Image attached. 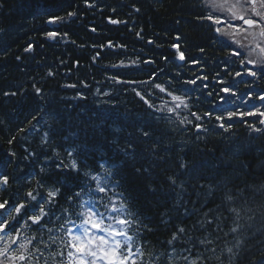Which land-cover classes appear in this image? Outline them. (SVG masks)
<instances>
[{
	"label": "clouds",
	"instance_id": "obj_1",
	"mask_svg": "<svg viewBox=\"0 0 264 264\" xmlns=\"http://www.w3.org/2000/svg\"><path fill=\"white\" fill-rule=\"evenodd\" d=\"M126 4L121 10L116 0L110 6L80 0L54 22L45 15L28 24L82 21L83 6L109 24V16H118L141 47L119 39L78 43L67 31H45L0 51V61L15 54L19 65L17 86L0 88L5 105L0 106V150L11 157L4 172L10 182L0 187V202L11 200L6 212L0 211V224H9L2 238L11 247L19 233L21 243L11 249L17 253L24 242L35 241L26 264H66V245L83 237L92 220H103L129 233L128 247L135 248L138 264H191L193 254L198 264H264V100L259 98L264 61L207 23L208 16L218 14L210 0ZM239 4L254 16L250 0ZM161 21L176 30L162 29ZM89 30L98 31L93 25ZM5 31L0 26V34ZM176 34L183 37L189 58L199 59L201 67L207 64L208 83L184 82L188 65L177 63L170 46ZM41 37L88 48V59L77 67L71 53L55 63L37 58ZM110 48L118 54L104 55ZM157 49L171 53L157 54ZM232 49L243 55L233 56ZM248 59L257 62L255 75L237 76L246 73L242 62ZM219 79L230 94L219 90ZM29 96L34 102L22 110L10 104L9 98ZM229 98L234 107L214 111ZM97 109L117 111L120 118L101 119ZM218 115L224 120L215 119ZM114 206L127 211V228L113 224L115 217L108 219ZM61 251L64 261L57 260Z\"/></svg>",
	"mask_w": 264,
	"mask_h": 264
},
{
	"label": "snow or ice",
	"instance_id": "obj_2",
	"mask_svg": "<svg viewBox=\"0 0 264 264\" xmlns=\"http://www.w3.org/2000/svg\"><path fill=\"white\" fill-rule=\"evenodd\" d=\"M252 6V12L254 16L249 18L246 11L240 6L239 0H210V7L216 9L218 14H213L207 17V23L215 26V31L218 34L225 35L232 39L233 43L246 47L249 50V55L256 57L258 60L264 61V23L261 20L264 19V0H250ZM230 16L232 22L226 18ZM118 17V16H117ZM55 18H53L54 22ZM109 22L113 24H119V18L108 17ZM126 22V21H125ZM54 34V33H53ZM246 40L247 43H243L242 39ZM174 42L170 45L172 47L173 55L176 59L180 60L182 64H187L190 72V76L186 77L184 82L190 83L193 86L200 85L202 81L210 80L211 76L208 75V66L205 64L201 67V61L196 58H189L186 55V45H182L180 41L183 37L180 34H176L173 38ZM149 42H152L151 40ZM111 44V41H109ZM203 51V49H201ZM231 54L235 57L243 55L237 49H232ZM168 59L167 56L164 57ZM148 62H153L149 60ZM76 66H79V60L74 62ZM245 66V71H240L237 76L244 74L255 75L254 69L258 66L256 60L248 59L242 62ZM250 65V67H249ZM264 67V64L259 65ZM227 71V64L222 65ZM199 68V73L192 75L195 69ZM183 75V72L180 73ZM154 79V77H152ZM149 81H143L142 83H148ZM135 83V82H133ZM219 90L225 94H230L231 90L224 86V81L219 79ZM211 87L210 85H202V87ZM163 90V89H161ZM215 94V93H212ZM176 101L180 102L181 97L174 96ZM264 100V94L259 97ZM146 99V98H145ZM255 113L249 112L248 115ZM212 116V113H207ZM240 118H243L244 113L236 114ZM228 118H234L233 113L228 114ZM217 120H224V116H216ZM202 125H197V128H201ZM10 182L9 175L7 173L0 174V187H6ZM98 182V178H97ZM11 204V200L6 202H0V211H7L8 205ZM23 205H18V209ZM127 215V211L121 206H114V210L108 216V219L115 217L113 224L123 225L127 228L128 221L124 219ZM33 222L39 220V217H32ZM9 224H0V264H3L4 257H7L8 264H16V261H21V264H26L28 260V249L31 244L35 241L24 242V247L20 252H13L11 249L17 244H20L19 233L15 234V243L8 246L7 241L2 237L7 232ZM123 237V240L120 239ZM131 243L129 233L121 230V228L106 224L103 220L100 222L96 220L91 221V229H85L83 237H74L70 243L66 245L69 249L67 252L66 264H138L135 259V248H129L128 245ZM55 247V245H53ZM194 260L191 264H198L195 261V254H193ZM65 253L60 252L58 261H64Z\"/></svg>",
	"mask_w": 264,
	"mask_h": 264
},
{
	"label": "trees",
	"instance_id": "obj_3",
	"mask_svg": "<svg viewBox=\"0 0 264 264\" xmlns=\"http://www.w3.org/2000/svg\"><path fill=\"white\" fill-rule=\"evenodd\" d=\"M80 0H4L5 7L0 9V26L6 28L5 33L0 34V51H7L9 48L15 49L16 45L20 43L22 39L27 36L45 31L69 32L78 43H101L106 40L119 39L129 43L130 47H141L143 42L133 40L131 34L127 31V25H111L107 22H103V15L97 13L93 15V9H87L83 6L79 11L85 14V18L81 21L79 17L75 18L71 23H48L42 25H36L35 27H29L28 22L30 20H38L42 16H49L55 18V16L66 9L78 5ZM112 0H101V3L108 4L110 6ZM121 5V10L127 6L126 0H116ZM105 14H107L105 12ZM113 18H119L113 15ZM144 22L147 24L149 21L145 17ZM89 25L95 26L98 31L92 32L89 30ZM159 26L162 29L176 30L175 26L171 22L161 21ZM149 49H152V45H147ZM36 57H44L48 63H55L56 58H64L71 53L73 60L86 61L90 49L77 48L74 44L63 45L59 39L46 40L39 38L36 42ZM99 50V49H97ZM174 51V50H172ZM157 54L171 53L170 49H157ZM104 55H116L117 52H113L110 48L106 50ZM186 55H188L186 53ZM177 63H181L177 60ZM71 64V61H70ZM95 67V66H94ZM19 71V65L15 61V54L10 55L6 60L0 61V88H14L17 85L14 83L17 72ZM116 71H125L117 69ZM82 75L87 74L86 66L80 68ZM71 79V77H69ZM71 82V81H69ZM208 83V81H205ZM213 84L216 82L213 81ZM10 104L17 107L18 110H22L25 106H31L33 99L29 96L21 98L17 101L14 97L9 98ZM222 103V102H221ZM255 102L253 101L248 105L252 107ZM0 106H5L4 101L0 100ZM234 105L229 98L225 103L218 105L214 111H222L228 108H232ZM99 113L101 119L113 120L120 118V114L117 111L104 112L99 109L96 110ZM91 114V113H90ZM11 157H7L6 152L0 150V174H3L7 170L8 162Z\"/></svg>",
	"mask_w": 264,
	"mask_h": 264
},
{
	"label": "water",
	"instance_id": "obj_4",
	"mask_svg": "<svg viewBox=\"0 0 264 264\" xmlns=\"http://www.w3.org/2000/svg\"><path fill=\"white\" fill-rule=\"evenodd\" d=\"M112 25H119V24H112Z\"/></svg>",
	"mask_w": 264,
	"mask_h": 264
}]
</instances>
